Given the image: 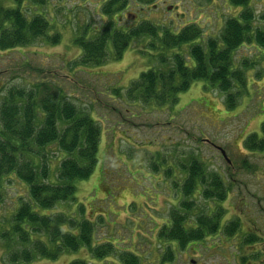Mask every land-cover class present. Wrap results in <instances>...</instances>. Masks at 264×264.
Instances as JSON below:
<instances>
[{"label":"rangeland","instance_id":"rangeland-1","mask_svg":"<svg viewBox=\"0 0 264 264\" xmlns=\"http://www.w3.org/2000/svg\"><path fill=\"white\" fill-rule=\"evenodd\" d=\"M43 1L24 0L22 6L28 17L43 14L51 24L50 34L59 33L60 40L56 45L38 41L0 51V106L11 89L29 91L42 84L40 97L61 91L97 120L102 135L94 173L77 182L76 199L39 212H62L87 219L94 228L92 245L110 242L115 247L102 259L83 248L65 252L57 260L36 258L22 264H124V252L137 255L139 264H251L260 258L255 255L264 251V234L255 233L258 241L247 243L246 231L251 233L252 228L257 232L256 226L264 228V151H250L245 143L253 133L261 137L264 49L247 44L237 51L234 63L240 66L246 58L251 60L252 70L247 73V90L233 109L226 108L225 94L205 88L201 81L181 94L173 106L133 101L127 89L142 72L159 64L154 61L159 50L149 48L151 40L133 42L118 61L108 60L98 67L74 65L81 54L75 39L83 35L94 38L110 19L103 15L102 0ZM0 4L16 7L13 0H0ZM250 9L256 25L262 27L264 0H251ZM241 11L230 0H130L116 19L124 30L146 20L176 33L196 23L205 41L217 36L225 21ZM179 51L188 56V48ZM48 152L52 181L65 154L57 145ZM193 159L200 161L209 178L221 177L225 201L204 199L202 193L207 187L196 181V189L189 196L196 199L194 208H181L189 171L184 169ZM10 178L4 182L0 201L1 231L9 230L12 211L20 198L27 196L26 186ZM174 208L188 215L184 224L188 229L197 226L196 215L200 213L219 214L220 231L181 250L175 242L159 236L160 230L170 224ZM236 220L242 229L226 236L225 226ZM19 248L0 238V264H10L9 252ZM169 250L174 259L163 262Z\"/></svg>","mask_w":264,"mask_h":264},{"label":"trees","instance_id":"trees-1","mask_svg":"<svg viewBox=\"0 0 264 264\" xmlns=\"http://www.w3.org/2000/svg\"><path fill=\"white\" fill-rule=\"evenodd\" d=\"M13 1L16 7L0 4V51L28 47L38 41L51 45L59 42L60 34H50L51 24L43 14L28 17L22 6L24 0ZM129 1L108 0L103 5V15L110 19L94 38L83 35L75 39L81 54L74 65L98 67L108 60H121L133 42L149 38V48L159 50L154 58L159 66L142 72L132 82L127 89L130 99L173 106L178 104L181 94L201 81L206 84L205 88L225 94L226 108H235L240 95L247 90V73L252 70L251 60L246 58L240 66L234 63L236 53L247 44L264 49V24L256 25L251 0H230L233 6L242 8L241 13L229 17L220 33L205 41H202L203 30L196 23L186 25L178 33L146 20L128 30L122 29L116 18L124 13ZM38 2L44 3L43 0ZM181 48H188V56L179 51ZM41 86L29 91L11 89L0 106V201L6 178H14L27 188V196L21 197L12 211L9 230L1 231L0 222V238L7 245L20 247L9 252L10 264L31 263L36 258L57 260L65 252H78L83 248L102 259L115 246L110 242L105 246L92 245V222L62 212L49 215L39 212L76 199L77 182L89 179L94 173L102 135L97 120L70 102L61 91L40 97ZM245 144L250 151H264V122L261 137L253 133ZM52 145H57L65 156L55 180L51 181L46 160ZM186 168L189 171L183 185L185 198L180 203L181 208H194L196 199L189 196L197 182L207 187L202 193L204 199L226 200L219 175L209 178L200 161L195 159L183 169ZM181 210H171L169 227L164 226L159 232L162 239L175 242L181 250L220 231L219 214L200 213L196 215L197 226L188 229L184 225L188 215ZM240 226L237 220L227 224L226 236L236 234ZM162 259L172 262L173 251L169 250ZM121 261L139 264L138 256L132 252H124Z\"/></svg>","mask_w":264,"mask_h":264},{"label":"flooded vegetation","instance_id":"flooded-vegetation-1","mask_svg":"<svg viewBox=\"0 0 264 264\" xmlns=\"http://www.w3.org/2000/svg\"><path fill=\"white\" fill-rule=\"evenodd\" d=\"M108 2V0H102V3H103V5L104 4H106ZM249 217V216H248ZM251 220V219H250ZM229 221V220H228ZM253 223H255V222H253ZM241 224V223H240ZM256 224V223H255ZM242 229V227L240 226V230ZM254 229H257V232H253V229L252 228H250V230L252 231L251 233H249L248 231H246V233H247V236H246V239L248 240V241H250V242H248V243H252V242H256V241H258V238L257 237H255V233L257 234V235H260V234H264V228L263 227H261V226H256V227H254ZM240 230L238 231V232H240ZM242 231H244V230H242ZM254 244H257V243H254ZM253 245H251L250 247H252ZM263 253H264V251H260V252H258V255H255L256 257L257 256H260V258H257V260L255 259V260H253L252 262H251V264H264V255H263ZM263 255V256H262ZM255 256H253V257H255Z\"/></svg>","mask_w":264,"mask_h":264},{"label":"water","instance_id":"water-1","mask_svg":"<svg viewBox=\"0 0 264 264\" xmlns=\"http://www.w3.org/2000/svg\"><path fill=\"white\" fill-rule=\"evenodd\" d=\"M222 154L225 158H227L226 153L224 151H222Z\"/></svg>","mask_w":264,"mask_h":264}]
</instances>
